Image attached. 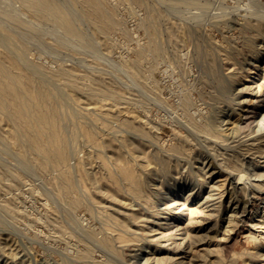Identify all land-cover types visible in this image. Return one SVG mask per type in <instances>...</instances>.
<instances>
[{"label": "rangeland", "instance_id": "rangeland-1", "mask_svg": "<svg viewBox=\"0 0 264 264\" xmlns=\"http://www.w3.org/2000/svg\"><path fill=\"white\" fill-rule=\"evenodd\" d=\"M58 1L79 37L42 15L38 4L0 0V32L9 34L0 44L17 43L26 67L44 68L40 75L52 81L53 96L61 92L52 100L69 136L65 166L74 171L73 196L80 193L81 200L71 203L59 192L60 169L42 162L10 113L0 110V264H264V146L240 151V166L231 158L232 139L242 133V142H264V13L258 5L101 0L118 23L101 32L81 13V2ZM39 10L45 19L34 17ZM6 49L0 45V55ZM53 71L75 73V81L68 84ZM102 84L110 90L106 97L93 90ZM132 128L141 132L136 136ZM173 148L183 152L170 154L168 167L159 156ZM235 168L250 174L244 191L233 187ZM211 184L217 193L210 213L186 210L197 225L182 234L167 226L176 215L163 196L181 186L189 202ZM245 197L243 214L235 208Z\"/></svg>", "mask_w": 264, "mask_h": 264}, {"label": "bare ground", "instance_id": "bare-ground-1", "mask_svg": "<svg viewBox=\"0 0 264 264\" xmlns=\"http://www.w3.org/2000/svg\"><path fill=\"white\" fill-rule=\"evenodd\" d=\"M26 5L28 6H34V5H40L41 7L44 8L41 9L43 11V14L40 12L41 10H39L40 13L37 14H32L33 11L31 10V14L34 15V17L36 16H39L41 17V14L44 15V11L46 12V14L49 16H45L47 17L48 19H51V17H53V19H55L54 21H56V24H59L62 29L65 31V33L67 32L74 35L76 34L75 36H78L80 35V33L78 34V31L77 29L74 28L71 22V18L70 19V14L68 15V10L66 12L65 9L67 8H63V6L59 3V1L57 2V0H22ZM76 1H79L81 2L82 4V9H83V12L81 13H84L87 17H89L90 19H92L93 21V25L96 26V28L98 27L99 30L101 32H108L112 29H114L116 26H117V21L114 19V17L111 15V13L108 11V7L107 9L105 8V5H104V1L102 2L101 0H76ZM253 3H255V5H258V7L260 8V10L264 13V1L263 0H251ZM21 2V1H20ZM106 2V1H105ZM138 2V1H137ZM142 2V1H141ZM189 2V1H188ZM250 2V1H249ZM251 2V3H252ZM107 3V2H106ZM142 4V3H141ZM24 5V4H22ZM109 5V4H107ZM251 6V5H250ZM253 6V5H252ZM111 7V6H110ZM25 8V7H24ZM40 8V7H38ZM254 8V7H253ZM151 9V8H150ZM257 9V8H256ZM28 10V9H27ZM81 10V8H80ZM157 10V9H156ZM156 10H155V13H156ZM259 10V9H258ZM38 11V10H37ZM82 11V10H81ZM256 11V10H255ZM36 12V11H34ZM113 12V11H112ZM260 12V14L262 13ZM149 13V12H148ZM254 13V12H252ZM259 13V11H258ZM154 14V13H153ZM152 14V15H153ZM151 15V16H152ZM262 15V14H261ZM44 16H42L41 18L39 17V19H42ZM255 17V15H253ZM264 16V14H263ZM260 17V15H259ZM45 19V18H43ZM88 19V18H87ZM47 20V19H46ZM261 21V20H260ZM92 23V22H91ZM169 23V22H168ZM151 25V23H150ZM149 25V26H150ZM2 27V26H0ZM76 27V26H75ZM168 27L170 28V25H168ZM173 27V26H172ZM175 28V27H174ZM172 29V28H170ZM2 31L5 30V28L1 29ZM158 30V29H157ZM173 30V29H172ZM99 31V32H100ZM5 32V31H4ZM151 32H153V34H155L156 32V26L155 25H151ZM1 34L0 35H3V36H0L1 38V41L5 40L8 38V35L6 34V38H5V35L2 34V32H0ZM259 33V32H258ZM78 34V35H77ZM107 34V33H105ZM104 34V35H105ZM158 35V34H157ZM79 37V36H78ZM10 38V37H9ZM12 38V37H11ZM10 38V39H11ZM151 38V37H150ZM3 39V40H2ZM9 39V40H10ZM157 39V38H156ZM156 39L153 37V40L152 42H154V40L156 41ZM8 40V39H7ZM6 40V41H7ZM13 40L11 41L10 44H14ZM158 42V40L156 41ZM154 43V47L153 48H156L158 47V49L160 48V43ZM4 43V42H2ZM153 44V43H152ZM151 44V45H152ZM3 48H7L4 47L2 44H0ZM18 45L17 43H15V47H19L16 46ZM13 46V45H12ZM12 46H9V50L6 49V53L4 54L2 52L3 55H0V110L2 111H6L8 113H10L9 115L11 119L14 120V122L17 124V127L20 128V133L22 132L23 135H25L26 137V140L29 142V145L31 144V147L34 148L35 152L41 157V161L42 162H49V164L51 163L52 165H54V167L56 166L57 168L60 169V182H61V185H60V188H59V192L62 193L64 196L70 198V202L71 203H74V202H77V201H80L81 199L78 198L80 196H78L80 193H78V195L76 194V197L73 196V193L75 192V179H73V174L72 172H70L65 164L66 163V159H67V156H68V149H67V142H69V140L67 141L68 137L66 138L64 136V134L62 133L63 129L61 130V127H65L64 123L62 125H60V122H59V117L63 118L61 115L62 113L59 112L60 110V107H59V103L58 105L55 104L56 100L53 101L52 98L54 97L55 99H57L60 95L59 93L61 92H57V96L58 97H55V95L53 96V89L50 87L52 81L49 80V78L45 77L46 74H45V78L42 77L44 75L43 73V70L40 71L37 70V71H40V73H42L40 75V73H35L34 72V69H29L28 67H26L25 65V62L27 60H25V55L23 56V54H25V52H20L18 50L14 48H12ZM151 47V46H150ZM21 50V48H20ZM24 50V49H23ZM22 51V50H21ZM155 51V49H154ZM156 51H157V48H156ZM27 58V57H26ZM29 61V60H28ZM30 64V63H29ZM33 64V63H32ZM30 66H33L34 68L35 65H30ZM38 66H41V65H38ZM37 66V67H38ZM39 68V67H38ZM36 70V69H35ZM62 69H60L59 71H61ZM57 71V70H55ZM53 71V76H61L63 73V71L59 72H55ZM69 70H67L68 72ZM46 72V71H45ZM55 72V73H54ZM66 72V71H65ZM47 73V72H46ZM71 73V72H69ZM48 74V73H47ZM65 74V73H64ZM40 75V76H39ZM49 75V74H48ZM66 75V74H65ZM65 75H62L64 76L65 80L67 81V83L69 84V80H74L75 81V78H76V74L74 73V78L72 79L71 77H69L70 75L67 73L68 76H65ZM136 75V74H135ZM52 76V75H51ZM50 76V77H51ZM52 76V77H53ZM72 76V75H71ZM47 78V79H46ZM80 78V77H79ZM87 78V77H85ZM100 78V76H99ZM53 80V78H51ZM70 80V81H71ZM50 81V82H49ZM55 81V80H54ZM53 81V82H54ZM57 81V80H56ZM80 81V80H79ZM94 81V80H93ZM98 81V80H97ZM96 81V82H97ZM101 81V80H100ZM99 81V82H100ZM263 81V80H262ZM65 82V81H63ZM50 83V85H49ZM101 83V82H100ZM107 83V82H106ZM71 84V82H70ZM75 84V82L73 83ZM226 84V83H225ZM52 85H54L52 83ZM95 85V84H94ZM108 85V84H107ZM53 87V86H52ZM55 87V85H54ZM92 86H90L91 88ZM94 87V86H93ZM109 87V85H108ZM98 88V89H97ZM97 88H93L98 90L99 93H102L105 94V97H106V94H108V88L106 86V84H102V86H99L97 85ZM92 90V89H91ZM92 90V91H93ZM95 90V91H96ZM110 91V90H109ZM112 91V90H111ZM113 92V91H112ZM254 92V91H253ZM55 93V92H54ZM96 92V94H99ZM119 93V92H118ZM264 93V92H263ZM110 94V93H109ZM114 93L111 94V96L113 95ZM101 95V94H100ZM116 95V92L115 94ZM119 95V94H117ZM109 96V95H108ZM107 96V97H108ZM61 97V96H60ZM119 97V96H118ZM53 98V99H54ZM261 98V97H260ZM116 99V98H115ZM132 101L136 100L134 99L133 97L130 98ZM130 99H128V101H131ZM238 99V98H237ZM244 99V98H243ZM121 101V99H119ZM126 101V99H124ZM242 100V99H241ZM256 100V99H255ZM61 101V100H60ZM264 102V101H263ZM241 105L243 104V101L240 102ZM62 104V103H61ZM64 104V103H63ZM145 104V103H144ZM258 105V104H257ZM59 109H58V107ZM238 106V105H237ZM253 106V105H252ZM239 107V106H238ZM241 108V107H240ZM256 108V107H255ZM242 109V108H241ZM233 110V109H232ZM228 111V110H227ZM226 111V112H227ZM225 112V113H226ZM255 112V111H254ZM7 113V114H8ZM224 113V114H225ZM250 113H252L250 111ZM60 114V116H59ZM221 114V113H220ZM243 115L242 117V121H245L246 117L249 116V110L246 108H243L242 112L239 113V115ZM255 114V113H254ZM8 117V116H7ZM190 119L192 118L191 116H189ZM188 117V118H189ZM9 118V117H8ZM172 120V119H171ZM194 120H197L194 118ZM191 121V120H189ZM193 121V119H192ZM64 122V121H63ZM195 123L197 121H194ZM223 122V120H222ZM247 122V121H246ZM192 123V122H191ZM193 123V124H195ZM201 123V122H200ZM213 123V122H212ZM233 123V122H232ZM15 124V125H16ZM197 124V123H196ZM199 124V123H198ZM197 124V125H198ZM203 124V123H202ZM209 124V122H208ZM247 124V123H246ZM245 124V126H246ZM183 125V124H182ZM192 125V124H191ZM189 126V128L191 127L192 128H197L198 126ZM213 125V124H212ZM219 125V124H218ZM155 126V125H154ZM157 126V125H156ZM201 126V124L199 125ZM203 126V125H202ZM201 126V127H202ZM210 126V124H209ZM208 126L205 127V129L207 130H211L210 127ZM249 126V125H248ZM16 127V126H15ZM200 127V129H202ZM204 128V127H203ZM212 128V127H211ZM224 128V127H223ZM229 128V127H228ZM231 128V127H230ZM244 128V127H243ZM157 129V128H156ZM188 129V127H187ZM192 129V131L194 130ZM199 129V128H198ZM199 129V130H200ZM241 130V128H239ZM239 132H243L242 130ZM66 131V129L64 130ZM132 131H133V134L136 135L135 133L137 132H141L139 129H136V128H132ZM188 131V130H187ZM256 131V130H255ZM209 132V131H208ZM237 132V131H236ZM257 132V131H256ZM18 132V134H20ZM143 133V132H142ZM215 133V132H214ZM251 132H249L250 134ZM258 133V132H257ZM14 136H16L15 133H13ZM21 134V135H22ZM131 134V133H130ZM247 134V133H245ZM242 133V135L240 136L241 138L244 137L243 135H245ZM215 135V134H214ZM240 135V133H239ZM238 135V137H239ZM67 136V135H66ZM137 136V135H136ZM139 136V135H138ZM191 136V135H190ZM208 136V135H207ZM212 136V135H211ZM209 136V137H211ZM226 136V135H225ZM233 136H236V133H235V130H232L231 132V137ZM248 136V135H246ZM245 136V137H246ZM19 136L17 135V138ZM197 137V136H196ZM213 137V136H212ZM211 137V138H212ZM223 137V136H221ZM239 137V138H240ZM255 137V136H254ZM262 137V136H261ZM21 138V137H20ZM18 138V141L22 140L23 141V138ZM24 138V140H25ZM198 138V137H197ZM205 138V137H204ZM239 138L237 139H232L234 145L233 146H236L237 147V150L235 149L234 152H232V155L233 157L231 158H234L236 163L239 165L241 164L240 162V157H239V152L240 151H252V152H259V151H262V145L264 142L260 141H252L249 143L247 142H242V141H245V140H239ZM20 139V140H19ZM141 139V138H140ZM145 139V138H143ZM142 139V140H143ZM210 139V138H209ZM221 139V138H219ZM244 139V138H243ZM248 139V137H247ZM25 140V141H26ZM214 140H215V137H214ZM255 140V139H254ZM264 140V139H263ZM212 141V140H211ZM164 142V141H163ZM162 142V143H163ZM18 143V142H17ZM154 143V142H152ZM161 143V142H160ZM224 143V142H223ZM28 144V143H26ZM228 144V143H227ZM156 146V145H155ZM226 146V145H225ZM158 147V146H157ZM230 147V146H229ZM32 148V149H33ZM156 148V147H154ZM159 148V147H158ZM165 148V147H164ZM157 149V148H156ZM264 149V148H263ZM153 150V149H152ZM163 150V149H162ZM172 151H165L164 153V150H163V153L161 152L160 150V156L159 158L162 159L165 164H167L168 167H170V157L169 155L172 154L173 155H177L178 154H181L183 151L178 149V148H173V149H170ZM233 150V149H232ZM24 151V150H23ZM25 152V151H24ZM153 152V151H152ZM70 153V152H69ZM177 153V154H176ZM247 153V152H246ZM35 154V155H37ZM253 154V153H252ZM23 155V154H22ZM25 155V153H24ZM248 155V154H247ZM180 156V155H179ZM183 156V155H182ZM186 156V155H185ZM176 157V156H175ZM38 158V157H37ZM181 158V157H180ZM177 159V157H176ZM187 159V158H184V160ZM182 160V158H181ZM182 160V161H184ZM233 160V159H232ZM174 161V160H173ZM180 161V159H179ZM200 161V160H199ZM234 161V162H235ZM205 162V161H204ZM203 162V163H204ZM202 163V164H203ZM245 163V161H244ZM44 164V163H43ZM206 164V163H205ZM250 164V163H249ZM259 164V163H258ZM42 165V164H41ZM45 165V164H44ZM240 166V165H239ZM235 167V166H234ZM242 167V166H241ZM248 167V166H247ZM70 168V166H69ZM172 168V167H171ZM202 168V167H201ZM208 168V167H207ZM249 168V167H248ZM253 168V167H252ZM1 169V167H0ZM59 169H58V172H59ZM55 170V169H54ZM208 170V169H207ZM236 172L233 174L234 176V180H233V187L235 189H246L245 187V184L247 182V179H249L250 175L249 172L246 170V168H235ZM165 171V170H164ZM171 171V170H170ZM169 171V172H170ZM167 172V171H165ZM175 172V171H174ZM171 173V172H170ZM16 176V175H14ZM208 176V175H207ZM210 177H212V175L210 174L209 175ZM75 178V177H74ZM209 178V177H208ZM168 179V178H167ZM210 179V178H209ZM208 179V180H209ZM193 180V179H192ZM196 180V179H195ZM232 180V179H231ZM250 181V180H249ZM187 182V181H186ZM11 183V182H10ZM193 183V182H192ZM191 183V184H192ZM195 183V182H194ZM210 183V182H209ZM208 183V184H209ZM215 183V181H214ZM257 184V182H256ZM182 185V184H181ZM190 185V184H189ZM195 185V184H194ZM199 185V184H198ZM13 186V185H12ZM191 186V185H190ZM218 186V185H217ZM256 186V185H255ZM199 187V186H198ZM174 188V187H173ZM192 188V187H191ZM195 188V187H194ZM200 188V187H199ZM257 188V186H256ZM260 188V187H259ZM193 189V188H192ZM214 189H215V185L214 184H211V185H208L207 186V190H206V195L203 196V197H196L195 195H192L193 197H190L191 199L189 200V202L187 201V196L185 194V191L183 190V188L181 186H178L177 187V190L175 192H172V193H167L165 196H163V201H162L165 206L168 208V209H172L174 210L175 212V215L176 217L174 218L173 222L172 223H168L167 221V226L169 227H175L176 229H180V233H184L185 231V227L187 226H190L192 225H197L195 224V220H192V218H190L189 216L188 217H185L186 216V213L185 211L186 210H189V211H198L199 209H203V211L205 210L206 213L209 212L213 209L214 207V202H213V199L215 198V195L217 192H214ZM251 189V188H250ZM261 189V188H260ZM233 190V189H232ZM258 190V189H257ZM170 191V190H169ZM174 191V190H173ZM239 191V190H238ZM260 191V190H259ZM258 191V192H259ZM198 192V191H197ZM59 193V194H60ZM189 193V194H188ZM187 195H190L192 194V192H188ZM241 193V192H240ZM254 193V192H253ZM245 194V193H244ZM61 195V194H60ZM81 195V194H80ZM236 195V194H235ZM246 195V194H245ZM257 195V194H256ZM258 196V195H257ZM64 197V198H66ZM73 197V198H71ZM255 197V196H254ZM82 198V197H81ZM247 198V197H245ZM251 199V198H250ZM69 201V199H68ZM67 201V202H68ZM249 201V199L247 198L246 201H244L243 205L242 206H236V211L237 212H240V213H243L245 214L244 212H246V203ZM69 203V202H68ZM70 203V204H71ZM234 203V202H233ZM237 203V202H236ZM235 203V204H236ZM252 203V202H251ZM78 204V203H76ZM189 205H192L191 207H189ZM230 205V204H229ZM234 205V204H233ZM75 206V205H74ZM222 208V207H221ZM166 209V208H165ZM236 212V213H237ZM168 214V213H167ZM166 214V215H167ZM173 214V213H172ZM189 215V214H188ZM237 216V215H236ZM164 217V215H163ZM172 218V217H171ZM200 219V218H199ZM204 219V218H203ZM207 219V217H206ZM252 219V218H251ZM166 221V220H165ZM198 222V221H197ZM200 223V222H199ZM263 223V222H262ZM156 224V223H155ZM160 224V223H159ZM227 225V224H226ZM200 226H202L200 224ZM156 227V226H155ZM189 228V227H188ZM159 229V228H158ZM191 229V228H190ZM168 230V229H167ZM172 230V229H171ZM161 231V230H160ZM179 231V230H178ZM156 233V232H155ZM176 233V232H175ZM179 234V233H178ZM187 234H188V230H187ZM158 235V234H157ZM156 235V236H157ZM179 236V235H177ZM176 236V237H177ZM187 236V235H186ZM154 237V236H153ZM181 237V236H180ZM183 238V236H182ZM107 237H106V239ZM106 241V243H107ZM163 244V243H162ZM162 249V248H161ZM87 250V248H86ZM153 253V252H152ZM175 255V254H174ZM173 255V256H174ZM180 256V255H179ZM153 257V256H152ZM182 257H185L183 256L182 254ZM155 258V257H154ZM176 258H179V257H176ZM180 263V262H179ZM184 263V262H183ZM186 264V263H185Z\"/></svg>", "mask_w": 264, "mask_h": 264}]
</instances>
